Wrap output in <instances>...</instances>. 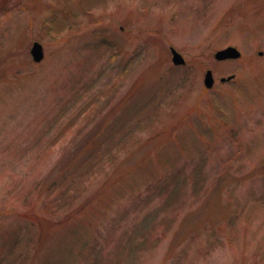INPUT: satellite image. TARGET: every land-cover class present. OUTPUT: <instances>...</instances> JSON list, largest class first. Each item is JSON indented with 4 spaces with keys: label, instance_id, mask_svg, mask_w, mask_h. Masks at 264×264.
<instances>
[{
    "label": "rangeland",
    "instance_id": "obj_1",
    "mask_svg": "<svg viewBox=\"0 0 264 264\" xmlns=\"http://www.w3.org/2000/svg\"><path fill=\"white\" fill-rule=\"evenodd\" d=\"M0 264H264V0H0Z\"/></svg>",
    "mask_w": 264,
    "mask_h": 264
},
{
    "label": "water",
    "instance_id": "obj_2",
    "mask_svg": "<svg viewBox=\"0 0 264 264\" xmlns=\"http://www.w3.org/2000/svg\"><path fill=\"white\" fill-rule=\"evenodd\" d=\"M32 55L33 58L37 62H42L44 59V47L41 46L39 43H35L32 47ZM171 51L173 52V63L177 66H182L185 65L187 62L185 61V58L183 55H181L174 47L171 48ZM263 53H261L262 55ZM242 57V53L239 49L236 47H228L225 48L222 51H219L216 55L215 58L218 61H225L228 59L231 60H236ZM232 79H235V76L233 77H228L226 79H221V82L226 83V81H231ZM204 83L207 88L212 89L215 86V78H214V73L211 70L207 71V74L205 76Z\"/></svg>",
    "mask_w": 264,
    "mask_h": 264
},
{
    "label": "trees",
    "instance_id": "obj_3",
    "mask_svg": "<svg viewBox=\"0 0 264 264\" xmlns=\"http://www.w3.org/2000/svg\"><path fill=\"white\" fill-rule=\"evenodd\" d=\"M117 88H119L118 84L114 85L113 88L110 91H108L107 94H105V96H107V98L109 100L110 99L112 100L113 98H112L111 94H114L117 91ZM108 103H109V101H108ZM108 155L113 160V156H114L113 153L108 154ZM172 177H173L172 180H174V178L177 176L173 175ZM56 188H57V186H56ZM56 197H57V205L52 204L53 206H55L56 209L52 208L51 210H53V209H54V211L58 210V214H65V211H67L68 212L67 215L65 214L64 216H68V219H70V217H72L75 212L79 213V210L74 211V208H75L74 203L76 201V196H74L72 193L68 194V191L64 190L61 194H59V196H56ZM80 210H82V208ZM143 243L144 244L148 243V239L146 237L143 240Z\"/></svg>",
    "mask_w": 264,
    "mask_h": 264
}]
</instances>
